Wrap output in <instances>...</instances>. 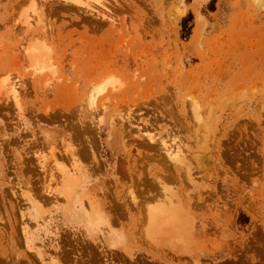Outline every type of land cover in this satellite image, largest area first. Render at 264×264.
I'll use <instances>...</instances> for the list:
<instances>
[{
    "label": "rangeland",
    "instance_id": "1",
    "mask_svg": "<svg viewBox=\"0 0 264 264\" xmlns=\"http://www.w3.org/2000/svg\"><path fill=\"white\" fill-rule=\"evenodd\" d=\"M30 44L51 73L30 74ZM93 79L95 122L77 98ZM168 195L179 250L145 234ZM90 207L107 222L86 232ZM0 264H264V0H0Z\"/></svg>",
    "mask_w": 264,
    "mask_h": 264
},
{
    "label": "bare ground",
    "instance_id": "2",
    "mask_svg": "<svg viewBox=\"0 0 264 264\" xmlns=\"http://www.w3.org/2000/svg\"><path fill=\"white\" fill-rule=\"evenodd\" d=\"M64 1H70V2H73L74 4H77V5H81V4H83L84 3V0L82 1V0H64ZM83 2V3H82ZM85 2H86V0H85ZM60 3V2H59ZM84 6V5H83ZM35 11V10H34ZM35 15V14H34ZM26 16V15H25ZM24 16V17H25ZM23 17V16H22ZM27 17V16H26ZM25 17V18H26ZM31 17V16H30ZM28 18V17H27ZM24 19V18H23ZM27 20V19H26ZM26 20L25 21H23V22H21V23H23V26H24V22H26ZM29 20V19H28ZM32 20V19H31ZM34 21V20H33ZM29 22V21H28ZM28 22H26L25 23V25L27 26V24H29V26H31L30 24L31 23H28ZM20 23V22H19ZM26 26H25V28H26ZM24 29V28H23ZM36 36V35H35ZM31 46H33V49L35 50V52L33 53V51L32 52H29L28 53V56L26 57L25 55H26V53H27V51H29V50H26L25 48V50H26V52H25V55H24V58H25V62H26V64L25 65H27V67L24 65V67H26L27 69L29 68L30 69V74H33V72L34 73H40V71H38V69L41 67V71L43 70V69H45V67L46 66H44V64L42 65V63H40V59L42 58H40V56H39V54H41V52L39 53V51H41V50H36L35 48H34V44H30ZM30 45H28V47L30 46ZM36 45H38V44H35V46ZM42 48V47H41ZM40 48V49H41ZM23 49V51H25ZM29 49L31 50V48L29 47ZM23 51H21V53L23 52ZM38 51V52H37ZM42 53H45L44 51L42 52ZM24 54V52L22 53V55ZM30 54V55H29ZM41 56H43V55H41ZM46 56V55H45ZM46 58V57H45ZM44 58V59H45ZM47 60H48V58H46ZM45 59V60H46ZM28 61V63H27V61ZM24 62V63H25ZM41 62H43V60L41 61ZM38 63H40L41 65H39L38 66ZM48 63V62H47ZM23 64V63H22ZM49 64V63H48ZM44 67V68H43ZM43 68V69H42ZM50 68V67H49ZM49 68L48 67H46V69L45 70H47V71H49V73H51L50 72V70H49ZM48 74V73H47ZM47 77V76H46ZM11 85H12V83H10ZM9 84V86L10 87H8V84H7V88H8V90L10 91V95H12V97L11 96H8V97H11V99L13 100V102L15 103L14 105H16L17 106V100H16V94L18 93V92H16L15 91V88L13 87V88H11V85ZM99 84V85H98ZM105 82L104 83H95V80L93 79L92 81H90L89 83H87L85 86H82V88H81V90H80V92L77 94L78 95V101H79V106H81L87 113H88V115L89 116H91V120H92V122L94 121V119L95 118H97V117H95V116H93V115H96L95 114V108H96V106H95V104H96V101L99 99V95H100V93H102V91H104V90H106V88H105ZM6 87L4 88V89H6ZM9 93V92H8ZM4 95L6 96V94L4 93ZM6 99V98H5ZM10 99V100H11ZM11 100V101H12ZM78 118V117H77ZM111 122L113 121V120H111V119H109ZM95 121H96V119H95ZM94 121V122H95ZM129 123H130V121H128ZM79 123V122H78ZM93 124V123H92ZM112 124V123H111ZM132 124V123H131ZM176 125V124H175ZM88 127V126H87ZM136 131H137V133L139 132V135H140V132L142 133V131H141V129H139V128H137L136 129ZM143 134V133H142ZM139 135L137 136V137H139ZM141 136V135H140ZM146 137H147V139H149V140H156L155 138H154V136H152V135H149V134H146L145 135ZM140 139V138H139ZM151 142H153V141H151ZM155 143H156V141H155ZM160 144L161 145H159V146H161L162 147V151L164 150V154L167 156L166 158L168 159V160H170L171 162H175L176 164L177 163H182V164H184V163H186L185 162V159L187 158L185 155V151L184 150H182L180 147H178V146H176V145H171V144H167L166 142H160ZM66 146V145H65ZM160 147V148H161ZM73 155V154H72ZM71 157V155L69 156V158ZM38 158V157H37ZM39 158H40V156H39ZM54 159L55 158H53V161H54ZM71 159V158H70ZM69 159V160H70ZM188 159V158H187ZM39 160V159H38ZM159 160V159H158ZM45 161V160H44ZM71 161V160H70ZM55 162V161H54ZM72 162V161H71ZM41 163H42V161H41ZM73 163V162H72ZM70 164L71 165V167H70V169L69 170H63V172H62V170H61V172H60V170L58 171L59 173V175H60V180L58 181V179L59 178H57V180H55V181H57V182H54L55 183V186L56 185H58V186H60V189L58 190L59 192H58V194H61V195H59V196H63L62 197V199L63 198H65V200L68 202L69 200H71L72 198H73V194H74V192H76V190H78V188L79 187H81V183H80V173H79V170H78V168H77V166L76 167H74V165L73 164ZM160 163V162H159ZM185 165V164H184ZM54 166V165H53ZM55 166H56V168L55 169H59V167H57V163H55ZM179 167V166H178ZM186 168V167H185ZM54 169V168H53ZM61 169H62V167H61ZM185 170V169H184ZM187 170V169H186ZM50 172V171H49ZM54 172V171H53ZM57 172V171H56ZM69 172V173H68ZM50 174V177H52V179H53V176H52V174L51 173H49ZM56 174V173H55ZM187 174V173H186ZM59 175H57L58 177H59ZM56 176V177H57ZM160 176V175H159ZM49 177V178H50ZM55 177V176H54ZM187 177L189 178V176L187 175ZM52 179H50V180H52ZM186 179V178H185ZM48 180V179H47ZM48 182V181H47ZM49 183V182H48ZM52 183V182H51ZM158 183V182H157ZM162 183V182H161ZM53 184V183H52ZM47 185V184H46ZM158 185V184H157ZM50 185L48 184V187H49ZM169 186V185H168ZM57 187V186H56ZM50 188V187H49ZM52 188H54V187H52ZM48 190V189H47ZM165 190V189H164ZM176 190V189H175ZM51 191V190H50ZM162 191V190H161ZM166 191V190H165ZM77 193V192H76ZM48 194V193H47ZM53 194V193H52ZM57 194V195H58ZM72 194V195H71ZM168 194V193H167ZM176 194V193H175ZM55 196H54V198L57 196L56 194H54ZM165 195V194H164ZM52 196V195H51ZM170 197H172V196H170ZM169 197V195L166 197V196H164V198H163V200H161L160 202H157V203H155L154 205H151V206H148V208H147V212H146V217H144L146 220H147V226H146V224H145V234L147 235V236H149V238H150V241L152 240V241H154V242H160V243H167L168 244V242H170L169 243V245H170V247H171V249L173 248V246H176V248H177V250H179V248L177 247V245L178 246H180L181 247V245H183L184 246V244L186 243H184V240L186 239V237L188 236V238H189V233H188V229H187V226L185 225V217H184V215H183V209H182V207H181V205H178V204H176V202L175 203H173V201L171 200V198ZM77 200L78 198L77 197H74V200ZM53 200H55V199H53ZM55 202V201H54ZM74 202V201H73ZM178 202V201H177ZM70 204V203H69ZM93 206V205H92ZM75 208V207H74ZM93 207H90V209H92ZM73 211V210H72ZM71 212V211H70ZM22 215V214H21ZM22 216H24V214L22 215ZM145 216V215H144ZM87 225H86V229H85V231L86 232H89V228L91 227V228H94L97 224H98V222H100V223H102V222H107L106 221V219H104L103 220V218H102V215L101 214H97V212L95 211V209H92L91 210V212H90V214H87ZM25 218V217H24ZM27 219V218H26ZM144 219V220H145ZM110 221V220H109ZM21 226H22V230H23V234L25 233V231H26V226H27V222H26V220H25V222L23 221L22 222V224H21ZM20 226V227H21ZM107 234H106V240H108V241H110L111 242V240H113V238H114V236L116 235L115 234V232H112L111 231V229H110V227H108L107 228ZM110 233H111V235H110ZM150 241H148V242H150ZM153 243V242H152ZM180 245H179V244ZM182 243V244H181ZM157 245H158V243H157ZM168 246V245H167ZM159 248V247H158ZM162 248V247H161ZM175 248V249H176ZM174 249V248H173ZM172 249V250H173ZM180 250H182V249H180ZM183 251H184V249H183ZM176 252H178V251H176ZM186 252V251H185ZM173 253V252H172ZM179 255V254H178Z\"/></svg>",
    "mask_w": 264,
    "mask_h": 264
},
{
    "label": "trees",
    "instance_id": "3",
    "mask_svg": "<svg viewBox=\"0 0 264 264\" xmlns=\"http://www.w3.org/2000/svg\"><path fill=\"white\" fill-rule=\"evenodd\" d=\"M189 17H190V12H188L187 13V16H183V17H181V19H180V29H181V35L182 36H185L186 35V33H188V28L186 27V24H187V20H189ZM187 28V29H186Z\"/></svg>",
    "mask_w": 264,
    "mask_h": 264
}]
</instances>
